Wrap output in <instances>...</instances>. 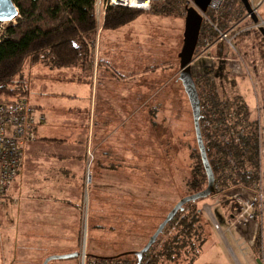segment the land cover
I'll return each instance as SVG.
<instances>
[{"label":"rangeland","instance_id":"rangeland-1","mask_svg":"<svg viewBox=\"0 0 264 264\" xmlns=\"http://www.w3.org/2000/svg\"><path fill=\"white\" fill-rule=\"evenodd\" d=\"M180 1L181 8L176 14H155L151 8L117 29H105L104 21L98 22L93 46L94 63H84L76 68V74L81 77L79 81L92 76L91 80L99 88V110L94 116L95 123L92 122L94 126L90 130L86 153L88 162L83 175V205L73 216L74 242L53 244L54 248L43 244L44 254L54 253L57 249L61 252L74 249L81 255L51 260L48 264H81L83 251L86 263L88 254L112 257L138 251L182 197L206 187L205 184L192 190L187 185L192 170L199 164V148L190 102L179 80L178 55L183 46L186 8L194 6V2ZM231 1L235 9L227 15L225 23L229 28L237 26L239 34L232 39L235 49L228 41H219L217 35L202 37L191 64L192 72L198 78L210 67L221 96L231 100L241 95L251 108L252 118H255L256 97L264 106V36L260 28L252 27V20L246 18L241 0ZM258 1L255 0L256 3ZM262 8L264 15V4ZM227 13L225 3L222 16ZM210 20L219 24L222 17L211 16ZM206 22L211 28V22ZM8 23L0 25V37ZM226 58L241 59L248 67V74L232 75ZM221 65L223 68L219 71L214 68ZM131 66H137L135 72ZM62 69L68 71L70 68ZM95 70L96 74L93 73ZM27 78L30 81V98L36 99L38 67L28 69ZM96 163L105 167L100 172L103 175H93ZM97 184L102 186L96 189ZM92 190L96 197L92 196ZM115 197L117 202H114ZM217 198L223 197L210 195L190 203L182 211L188 214L195 210L201 219L199 223L205 224V234L216 231L213 219L226 231L230 213L236 207L234 202L215 206ZM21 202L22 196L13 192L11 187L8 196L0 198V205L7 210L4 218L5 214L2 216L0 211V223H38V204L32 217L21 220ZM60 216L66 222V212L61 211ZM253 227L255 223L245 230L232 231L236 245L232 243L229 232L226 231V236L221 233L233 260L222 252L218 238L211 235L193 264H258L257 259L264 264V223L255 228V238ZM65 229V223H59V240H69ZM165 236L159 235L155 249H160ZM64 254L68 253L52 255ZM130 258L134 257L130 255ZM161 264H188V261Z\"/></svg>","mask_w":264,"mask_h":264},{"label":"trees","instance_id":"trees-1","mask_svg":"<svg viewBox=\"0 0 264 264\" xmlns=\"http://www.w3.org/2000/svg\"><path fill=\"white\" fill-rule=\"evenodd\" d=\"M13 2L19 10V16L15 21L8 23L0 37V103L26 98L29 94L28 79L25 77L27 64L71 68L84 63L89 65L94 63L93 46L98 31L95 0H13ZM159 2L153 3L152 9L155 14H176L181 8L180 0ZM231 2V0L227 2L228 13L218 24L223 31L229 29L228 23H225L228 21L227 15L235 9ZM240 5L243 8V4ZM141 13V10L136 9L109 7L104 18V28H120L135 20ZM206 23L203 21L199 42L202 37L206 39L205 37L212 34L217 35V32L212 27L208 28ZM195 82L201 100L202 134L215 174L216 190L211 195L223 196L233 193L240 187H252L259 170L257 117L252 118L250 108L241 95L231 100L221 99L210 67L198 78L195 77ZM199 155H197L199 164L192 170V176L187 182L192 190L208 184L207 174ZM196 201L186 203L184 208L178 211L162 232L163 236L165 234L166 236L163 237L164 240L162 239L160 249H155L157 238L140 264L176 263L184 259L188 264H193L200 257L211 234H205L203 229L205 224L199 223L201 219L195 210L188 214L183 213L186 206ZM130 255L134 257L132 260ZM88 258L87 264L139 262L138 257L130 252L112 257H94L88 254Z\"/></svg>","mask_w":264,"mask_h":264},{"label":"crops","instance_id":"crops-1","mask_svg":"<svg viewBox=\"0 0 264 264\" xmlns=\"http://www.w3.org/2000/svg\"><path fill=\"white\" fill-rule=\"evenodd\" d=\"M35 67H38V98L32 100L27 72ZM76 68L71 67L65 71L62 68H49L44 64L26 65L25 77L28 79L29 89L26 98L35 107L37 114L43 115L45 119L35 128L37 139L26 146L24 162L12 188L13 192L22 196L20 219L32 217L38 204V223H0V264H42L52 254L76 251L72 249L61 252L54 249V253L44 254L43 248L44 243L54 248L53 244L74 242L73 216L83 205V175L88 162L86 153L90 130L94 126L92 122L95 123L94 116L99 110V88L91 80L92 76L79 81L81 77L76 74ZM132 68L135 72L137 66ZM96 71L93 73L96 74ZM260 104L263 106L261 102ZM251 116L253 117L252 111ZM98 164L94 165L93 175L102 174L100 172L105 170V167ZM100 185H95L96 189ZM91 192L94 196L93 190ZM119 198L118 202L121 200L120 196ZM114 202H117L116 197ZM227 203L231 201H214L215 206ZM0 211L2 216L7 212L3 205H0ZM61 211L66 212V222L61 219ZM59 223H65L69 240L58 239ZM211 235H215L220 241L222 252L232 258L230 248L220 233L212 230ZM230 235L232 243L236 245L234 234Z\"/></svg>","mask_w":264,"mask_h":264},{"label":"built area","instance_id":"built-area-1","mask_svg":"<svg viewBox=\"0 0 264 264\" xmlns=\"http://www.w3.org/2000/svg\"><path fill=\"white\" fill-rule=\"evenodd\" d=\"M161 0H95V16L97 22L104 21L106 11L109 7H123L148 11L152 8L154 2ZM188 4L194 0H186ZM253 13L257 16V21H253L251 13L246 11V18L252 20V27L264 28V15L262 13V5L264 0L257 3L250 0ZM227 4V0H211L206 12H201L203 21L211 22V16L215 18L223 17V8ZM212 28L217 32L219 41H228L232 44V39L239 34L236 30L237 26L232 25L227 31L219 28L217 23H212ZM232 36V37H231ZM220 58V57H219ZM228 68L234 76H242L248 74V67L243 64L241 59L233 60L226 58ZM218 71L223 68L215 66ZM222 100H226L221 96ZM257 119L259 123V170L258 177L254 185L250 188L240 187L229 195H223V198L217 199L216 202H234L236 207L230 213L229 226L227 232L232 233L233 230L246 229L251 223H255L253 227V238L255 228L264 223V107L259 101L256 102ZM45 117L38 115L35 107L25 97L16 99L12 102L0 103V198L5 199L14 181L20 173L22 164L26 154V146L29 142L37 139L35 128ZM251 191V192H248ZM215 229L220 233L221 237L226 236L218 221L213 219ZM244 229V230H245ZM222 233V234H221ZM226 239V238H225ZM253 244V241H252ZM86 263V255L83 254L82 263ZM91 264H95L91 263Z\"/></svg>","mask_w":264,"mask_h":264},{"label":"water","instance_id":"water-1","mask_svg":"<svg viewBox=\"0 0 264 264\" xmlns=\"http://www.w3.org/2000/svg\"><path fill=\"white\" fill-rule=\"evenodd\" d=\"M211 0H194V6H188L186 8L185 16V27H184V38L183 46L179 52L180 58V75L179 79L184 87V90L188 96L190 106L192 109L194 130L197 145L200 151L201 159L207 174L208 184L207 186L197 192L186 195L182 197L173 208L167 213L165 218L161 223H159L156 230L149 237L147 243L138 251L130 252L138 257L140 264L143 256L151 248V246L156 242L158 236L163 232L166 225L175 217L179 210L184 208V205L191 201H196L201 198H206L215 192V174L210 164L206 146L204 143V138L201 129V100L198 92V88L192 73V61L194 54L199 42V36L203 24V16L201 12H206ZM246 11L251 13L253 21H257V16L253 13V8L250 0H241ZM19 16V10L14 4L13 0H0V25L5 22L14 21ZM260 31L264 36V28H261ZM129 253V252H126ZM81 252H73L64 255H51L45 259L43 264H48L51 260L58 259H67V258H78L80 257ZM258 264H263L260 259H257Z\"/></svg>","mask_w":264,"mask_h":264},{"label":"bare ground","instance_id":"bare-ground-1","mask_svg":"<svg viewBox=\"0 0 264 264\" xmlns=\"http://www.w3.org/2000/svg\"><path fill=\"white\" fill-rule=\"evenodd\" d=\"M159 2V1H158ZM196 52V51H195ZM86 234V233H85ZM86 237V236H85ZM84 245H85V238H84ZM84 248H85V246H84ZM86 250V249H85ZM85 252L83 251V254H84Z\"/></svg>","mask_w":264,"mask_h":264},{"label":"flooded vegetation","instance_id":"flooded-vegetation-1","mask_svg":"<svg viewBox=\"0 0 264 264\" xmlns=\"http://www.w3.org/2000/svg\"><path fill=\"white\" fill-rule=\"evenodd\" d=\"M198 44H199V42H198ZM198 46V45H197ZM193 73V72H192ZM194 79H195V77H194Z\"/></svg>","mask_w":264,"mask_h":264}]
</instances>
